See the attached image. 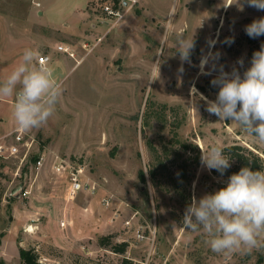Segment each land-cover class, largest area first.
I'll use <instances>...</instances> for the list:
<instances>
[{
    "label": "rangeland",
    "instance_id": "1",
    "mask_svg": "<svg viewBox=\"0 0 264 264\" xmlns=\"http://www.w3.org/2000/svg\"><path fill=\"white\" fill-rule=\"evenodd\" d=\"M123 1L0 0V82L31 48L50 56L62 89L48 122L23 131L17 155L15 97L0 100V262L21 264V250H31L42 264H264V248L224 256L183 226L192 198L229 178L201 165L199 147L241 144L264 163V145L201 99H216L221 65L241 76L250 67L264 36L250 38L245 26L264 11H241L235 0ZM107 5L123 18L116 23ZM180 33L193 35L191 63L176 53ZM209 52L219 59L204 75ZM60 159L81 164L96 193L69 198ZM123 242L124 253L113 250Z\"/></svg>",
    "mask_w": 264,
    "mask_h": 264
},
{
    "label": "clouds",
    "instance_id": "2",
    "mask_svg": "<svg viewBox=\"0 0 264 264\" xmlns=\"http://www.w3.org/2000/svg\"><path fill=\"white\" fill-rule=\"evenodd\" d=\"M240 10L244 4L264 11V0H235ZM250 38L264 36V17L253 20L245 26ZM209 47L214 41L209 40ZM195 48L193 35L188 38L178 35L176 53L182 62L191 63ZM37 50L25 49L20 63L0 82V100L15 97L12 116L19 131H30L45 125L54 115L62 94L61 84L53 68L38 61ZM163 56V49L157 54ZM219 59V53L203 56L200 61L201 73L211 75L216 69L212 64L204 71L209 60ZM237 63L243 66V60ZM159 68V64H158ZM211 84L218 87L214 101H208L206 110L220 121H232L239 125L257 143L264 145V44L253 53L250 67L241 76L238 69L225 72L220 66L219 75ZM199 147V146H198ZM201 165L221 174L231 167L230 158L224 154L218 143L201 148ZM183 226L188 231L202 232L210 249L218 254L230 256L236 252H251L264 248V171L243 167L233 173L226 186L197 200L192 198L183 215Z\"/></svg>",
    "mask_w": 264,
    "mask_h": 264
},
{
    "label": "built area",
    "instance_id": "3",
    "mask_svg": "<svg viewBox=\"0 0 264 264\" xmlns=\"http://www.w3.org/2000/svg\"><path fill=\"white\" fill-rule=\"evenodd\" d=\"M137 1L138 0H124L123 2L125 5H128L130 3L132 5L137 3ZM105 11L111 18L116 17V23L124 16L121 11L114 9L113 7L111 8L108 5L105 6ZM57 48L60 52L62 51L68 53L70 56H74V53L69 49V47L59 45ZM38 61H43L48 64L51 61V58L47 54H41L38 57ZM15 131L17 132V135L15 137L16 143L9 147V153L11 155L18 154L19 146L17 145L21 144L23 141V131H19L17 129ZM37 163L39 166H41L43 163V157H41ZM54 168L58 174L64 176L68 181L69 198L74 199L75 196H77V194L82 190H85L91 194L96 193V186L91 183L90 180L87 179V177H85L84 168L81 164L72 162L67 159H60L55 163ZM102 202L104 204L108 203L106 200H103Z\"/></svg>",
    "mask_w": 264,
    "mask_h": 264
},
{
    "label": "trees",
    "instance_id": "4",
    "mask_svg": "<svg viewBox=\"0 0 264 264\" xmlns=\"http://www.w3.org/2000/svg\"><path fill=\"white\" fill-rule=\"evenodd\" d=\"M224 154L226 157L230 158L231 167L228 168L222 176L230 177L233 173L239 172L243 167H249L252 170H264V163L262 158L253 150L245 147L241 144H232L224 148ZM214 173L221 175L216 170ZM139 178L142 182H145V173L143 170L139 172ZM108 236H103L100 238V243L103 246H108ZM127 249V243L123 242L116 246H113V250L118 253H124ZM2 264V262H0ZM21 264H42L38 260V255L36 252L31 250H21Z\"/></svg>",
    "mask_w": 264,
    "mask_h": 264
},
{
    "label": "bare ground",
    "instance_id": "5",
    "mask_svg": "<svg viewBox=\"0 0 264 264\" xmlns=\"http://www.w3.org/2000/svg\"><path fill=\"white\" fill-rule=\"evenodd\" d=\"M30 230V229H29Z\"/></svg>",
    "mask_w": 264,
    "mask_h": 264
}]
</instances>
